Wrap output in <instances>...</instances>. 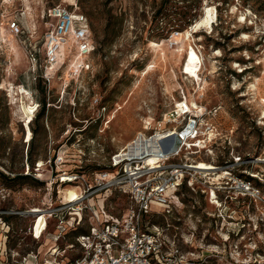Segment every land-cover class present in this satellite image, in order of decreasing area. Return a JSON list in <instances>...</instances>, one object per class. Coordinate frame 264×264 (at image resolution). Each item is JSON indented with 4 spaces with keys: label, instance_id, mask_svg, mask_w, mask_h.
<instances>
[{
    "label": "rangeland",
    "instance_id": "374dc122",
    "mask_svg": "<svg viewBox=\"0 0 264 264\" xmlns=\"http://www.w3.org/2000/svg\"><path fill=\"white\" fill-rule=\"evenodd\" d=\"M163 1L76 0L92 21V66L82 72L73 68L78 49L68 36L60 50L65 65L45 85L31 79L21 41L40 46L51 27L48 8L67 3L0 0V84H14L13 97L0 89V210L40 206L49 198L46 184L53 182L57 189L68 173L82 172L92 181L94 172L141 132L149 137L180 130L186 120L168 122L166 113L178 103L187 111L188 104L181 102L187 98L207 111L221 139L213 154L177 160L213 164L219 173L217 168L209 181L225 187L216 203L209 193L183 187L173 199L174 213L164 219L171 224L168 232L176 235L187 259L199 264H264V0H193L192 22L164 32L156 16ZM16 17L26 26L24 37L6 29ZM44 97L46 116L32 122ZM142 148L153 151L149 142ZM224 170L257 177L253 185L260 197L241 192L232 182L226 185ZM33 218L0 215L3 264H14L13 254L22 259L40 247L29 232Z\"/></svg>",
    "mask_w": 264,
    "mask_h": 264
},
{
    "label": "built area",
    "instance_id": "2783aa9c",
    "mask_svg": "<svg viewBox=\"0 0 264 264\" xmlns=\"http://www.w3.org/2000/svg\"><path fill=\"white\" fill-rule=\"evenodd\" d=\"M46 16L51 27L45 31L42 44L21 41L32 66L31 79L40 78L45 85L51 82L56 67L65 63L60 50L68 36L74 38L78 49L73 68L78 72L90 70L92 64L88 58L96 47L90 36L87 15L77 4H56L48 8ZM6 29L16 37H24L26 33V26L19 17L8 20ZM41 52L44 63L40 73ZM181 102L188 104V110H181L178 103L166 113V120H186L185 125L180 130H170L167 134L176 132L175 136L161 139L155 152L139 149L145 147L157 131L149 137L141 132L111 155L106 167L94 172L92 181L82 172L68 173L60 178L61 188L59 185L55 189L53 182L46 184L49 198L40 206L27 211L0 210V215L34 217L29 232L40 247L27 252L22 259H16L17 255L13 254L14 264H199L187 259L176 235L168 232L171 224L164 219L174 213L173 199L184 186L209 193L210 202L214 203L213 199L218 202L225 186L212 185L211 174L194 167L199 162L189 164L177 158L201 152L213 154L221 132L208 121L207 111L197 102L187 98ZM211 112L216 115L218 109ZM148 157H154L153 164L148 163ZM217 171L219 173V168ZM224 172L228 173L226 185L232 182L241 192L260 197V190L250 179L237 177L228 170ZM71 190L75 191L74 196ZM41 220L42 227L37 233Z\"/></svg>",
    "mask_w": 264,
    "mask_h": 264
},
{
    "label": "trees",
    "instance_id": "16d2710c",
    "mask_svg": "<svg viewBox=\"0 0 264 264\" xmlns=\"http://www.w3.org/2000/svg\"><path fill=\"white\" fill-rule=\"evenodd\" d=\"M182 2H184L186 4H184L181 7V6H178L177 4L173 3L172 0H164L161 7L157 10L156 16H157V18H159V24L162 23L160 28L163 30V32L168 30L169 28H175V27H181L183 25H189L192 22V20L194 19L196 12L194 13L193 11L197 9L196 1L192 0V3H190V0H182ZM87 17L89 20L90 36H91L93 42L95 43V41L93 39V34H92V27H93L92 21L88 15H87ZM95 47H96V44H95ZM95 51H96V48L91 53L90 56H92L95 53ZM40 56H41L40 57V59H41L40 63L41 64H40L39 72L41 73L42 72V66L44 63V56H43L42 52H41ZM63 65H65V63ZM63 65L61 67H63ZM61 67L57 66L56 70L59 71V69H61ZM41 92L43 94H45V91L41 90ZM46 112H47V103H46V99L44 97L41 101V110L39 111L38 115L34 118V120L32 122L37 121L38 119L44 118L46 116ZM32 122H31V124H32ZM31 129L33 131V134L35 135L36 130L33 128H31ZM34 139H35V137L31 136L29 146H28V159H30V155H31L30 148L34 142ZM30 166L31 165L29 164L28 167H30ZM0 174L2 175L1 172H0ZM5 178H7V177H5ZM16 178H18L17 180H19V179H25L27 177L18 176ZM248 179H250L252 182H254V181L258 182L257 177H252V176L249 177L248 176ZM184 187H186V186H184Z\"/></svg>",
    "mask_w": 264,
    "mask_h": 264
},
{
    "label": "bare ground",
    "instance_id": "6f19581e",
    "mask_svg": "<svg viewBox=\"0 0 264 264\" xmlns=\"http://www.w3.org/2000/svg\"><path fill=\"white\" fill-rule=\"evenodd\" d=\"M62 2L63 3H67V4H69V5H75V4H77V2H76V0H62ZM29 6H30V4H29ZM29 11H31V10H29ZM32 12V11H31ZM3 29V28H2ZM5 33H6V30L5 29H3V34H2V36H5ZM9 39H10V37H9ZM11 40V39H10ZM10 44L14 47V42L11 40L10 41ZM18 53H20L19 52V50L17 51ZM16 52V53H17ZM14 53V52H13ZM14 55H16V54H14ZM19 57H21V56H19ZM16 64V63H15ZM17 65V64H16ZM150 71V69H148V72ZM0 89H2V90H7V91H9L10 92V94L9 95H11L12 97L14 96V84L12 83V82H10V85L9 86H7V84L4 82V83H1L0 84ZM114 118V117H113ZM172 133V134H171ZM170 134H164L163 135V132H160V131H158L157 132V134L155 135V137L149 142V144L151 145V148L153 149V151L152 152H155L156 151V146H158L159 145V142H160V140L163 138H165V137H167L168 135H173V137L175 136V134H176V132H171ZM156 141H157V145H156ZM157 151H158V147H157ZM147 161H148V163H151V164H153L154 163V157H148L147 159H146ZM199 164V165H198ZM196 166H194V167H196V168H198V169H200V170H202L203 172H205L207 175H209V174H215L216 173V169H217V167H215L213 164H210V163H203V162H199ZM177 198V197H176ZM212 203V202H211ZM214 203H216V201L214 202Z\"/></svg>",
    "mask_w": 264,
    "mask_h": 264
},
{
    "label": "crops",
    "instance_id": "0c3cea01",
    "mask_svg": "<svg viewBox=\"0 0 264 264\" xmlns=\"http://www.w3.org/2000/svg\"><path fill=\"white\" fill-rule=\"evenodd\" d=\"M5 250V249H4ZM4 250L2 249V245H1V243H0V264H3V260H5V256H4ZM2 260V261H1ZM41 264H46V263H41Z\"/></svg>",
    "mask_w": 264,
    "mask_h": 264
}]
</instances>
